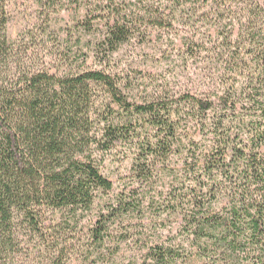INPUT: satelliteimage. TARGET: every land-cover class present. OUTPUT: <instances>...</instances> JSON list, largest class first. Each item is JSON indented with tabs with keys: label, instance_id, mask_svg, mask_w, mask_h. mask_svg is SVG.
I'll return each instance as SVG.
<instances>
[{
	"label": "trees",
	"instance_id": "trees-1",
	"mask_svg": "<svg viewBox=\"0 0 264 264\" xmlns=\"http://www.w3.org/2000/svg\"><path fill=\"white\" fill-rule=\"evenodd\" d=\"M262 1L236 32L222 33L227 75L209 96L131 103L127 83L103 69L59 75L21 61L6 34L7 1L0 0V264L17 248L18 222L43 238L46 212H87L97 194L110 192L113 184L91 150L106 155L122 146L131 153V182L139 188L117 200L93 231L95 243L140 198L178 228L134 264H264ZM42 4L45 10L58 5ZM92 5L78 4L84 13L74 28L93 38L100 65L148 28H175L161 17L134 15L125 0ZM162 177L167 188L156 193ZM47 250L55 253L48 264H68L63 247Z\"/></svg>",
	"mask_w": 264,
	"mask_h": 264
},
{
	"label": "rangeland",
	"instance_id": "rangeland-1",
	"mask_svg": "<svg viewBox=\"0 0 264 264\" xmlns=\"http://www.w3.org/2000/svg\"><path fill=\"white\" fill-rule=\"evenodd\" d=\"M6 1L9 18L6 34L21 61L59 75L103 69L127 83L124 93L131 103L159 97L176 100L187 94L202 99L209 96L227 75L228 51L222 44V33L232 28L236 32L252 18L256 5L263 2L140 0L138 4L137 0H125L134 4L131 10L134 15L161 17L174 23L175 28L170 31L148 28L146 36L132 39L108 64L100 65L92 56L93 38L82 35L74 24L84 13L78 4L96 5L101 0H52L58 3L53 10H45L47 4L42 3L47 0ZM230 39L234 42V38ZM89 40L90 50L86 46ZM91 152L92 161L112 182L113 189L97 194L90 211H77L74 215L71 211L46 212L43 238L31 234L18 222L14 233L17 248L3 264H48L55 255L48 247H63L68 264H87L88 260L134 264L142 262L151 247L167 244L176 236L178 225L174 219L168 220L158 206L152 207L137 198L129 212L110 219L101 241L95 243L92 233L105 215L118 199L127 197L131 187L139 186L131 182V153L127 147H117L106 155L94 149ZM170 167L175 170L180 167L177 158L170 161ZM168 182L167 177L158 179L154 185L156 193L165 191Z\"/></svg>",
	"mask_w": 264,
	"mask_h": 264
}]
</instances>
